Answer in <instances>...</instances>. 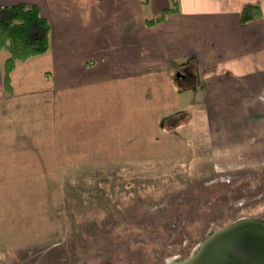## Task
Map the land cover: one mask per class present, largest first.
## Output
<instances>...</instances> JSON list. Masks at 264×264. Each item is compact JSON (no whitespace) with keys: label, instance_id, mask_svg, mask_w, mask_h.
<instances>
[{"label":"rangeland","instance_id":"rangeland-1","mask_svg":"<svg viewBox=\"0 0 264 264\" xmlns=\"http://www.w3.org/2000/svg\"><path fill=\"white\" fill-rule=\"evenodd\" d=\"M40 69L25 62L13 75L19 91L25 86L41 91L17 99L33 108L26 117L39 121L19 134L34 133L41 154H47L40 173H18L13 178L18 184L10 182V244L0 247V264H171L190 257L218 228L243 218L264 219V165L226 167L206 148L182 156L166 134L145 141L144 120L136 106L127 105L131 86L108 81L94 89L44 93L47 78ZM30 71V77L24 75ZM136 100L139 108L141 94ZM14 103L12 116L15 109L25 112ZM172 118L167 129L174 132L177 116ZM15 127L10 143L19 132ZM116 128L133 130L130 136L118 134L117 145L131 147L129 155L126 148H106ZM48 141L54 146L44 152ZM48 153L59 156H49L53 166L46 164ZM16 218L22 224L18 246Z\"/></svg>","mask_w":264,"mask_h":264},{"label":"crops","instance_id":"crops-1","mask_svg":"<svg viewBox=\"0 0 264 264\" xmlns=\"http://www.w3.org/2000/svg\"><path fill=\"white\" fill-rule=\"evenodd\" d=\"M18 3L37 5L50 21V48L18 61L11 72V91L4 82L9 52L0 49L1 248L10 244V182L18 184L13 179L18 173H40L47 154H41L34 133L27 135L39 122L26 117L33 108L17 102L41 92L15 87L13 75L21 63L39 64V72L47 78L44 93L94 89L108 81L128 84L127 105L140 112L145 141L152 143L157 135L166 134L177 142L182 156L185 150L206 148L210 157L224 159L226 167L264 165V0H179L177 11L152 24L147 20L172 0H0V5ZM247 4H258L262 13L244 22L241 12ZM140 94L143 101L138 108L136 96ZM10 103L25 112L19 114L15 109L17 116H12ZM169 115L177 116L174 132L163 124ZM11 126L14 130L20 126L15 143H10ZM132 132L113 129L106 148H126L129 155L131 147L117 145L118 134ZM130 141L126 137L124 143ZM63 142L68 149L67 141ZM46 145L48 150L43 151L50 152L54 142ZM49 154L46 164L53 166L49 156H59ZM14 224L13 244L18 246L23 244L22 224L17 218Z\"/></svg>","mask_w":264,"mask_h":264},{"label":"trees","instance_id":"trees-1","mask_svg":"<svg viewBox=\"0 0 264 264\" xmlns=\"http://www.w3.org/2000/svg\"><path fill=\"white\" fill-rule=\"evenodd\" d=\"M178 9L179 0H172L169 7L147 22L152 24L163 20ZM261 13L262 9L258 4H247L242 9L241 18L246 22ZM50 32V21L42 16L37 5H0V49L5 48L9 52L4 61V82L9 91L12 90L11 72L18 61L46 52L50 48ZM170 118L172 117L165 119L164 126H168L167 120ZM174 124L173 122L172 125Z\"/></svg>","mask_w":264,"mask_h":264},{"label":"water","instance_id":"water-1","mask_svg":"<svg viewBox=\"0 0 264 264\" xmlns=\"http://www.w3.org/2000/svg\"><path fill=\"white\" fill-rule=\"evenodd\" d=\"M171 264H264V219L243 218L218 228L190 257Z\"/></svg>","mask_w":264,"mask_h":264}]
</instances>
